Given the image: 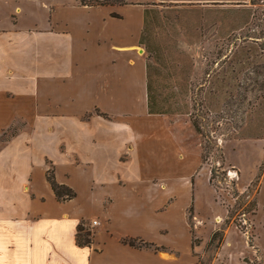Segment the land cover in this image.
Masks as SVG:
<instances>
[{
	"label": "crops",
	"instance_id": "crops-1",
	"mask_svg": "<svg viewBox=\"0 0 264 264\" xmlns=\"http://www.w3.org/2000/svg\"><path fill=\"white\" fill-rule=\"evenodd\" d=\"M69 1L73 6L50 9L46 30L0 22V136L22 122L0 141V264H178L166 250L120 242L133 237L186 251L185 213L173 223L183 231L178 238L166 237L163 224L178 196L185 210V180L195 172L183 169L187 160L202 163L198 155L180 157L166 118L147 112L144 10L248 0H126L114 7ZM66 10L79 14L76 22L59 19ZM96 108L110 118L82 119ZM50 175L75 196L59 201ZM86 218L98 221L94 243L79 247L75 229Z\"/></svg>",
	"mask_w": 264,
	"mask_h": 264
},
{
	"label": "rangeland",
	"instance_id": "rangeland-1",
	"mask_svg": "<svg viewBox=\"0 0 264 264\" xmlns=\"http://www.w3.org/2000/svg\"><path fill=\"white\" fill-rule=\"evenodd\" d=\"M66 6L73 4L0 0V22L18 19L27 29L46 30L50 9ZM146 12L140 49L154 102L164 112L160 115L176 138L180 157L202 159L200 165L187 160L183 169L193 166L195 172L185 180V210L178 196L170 207L171 222L163 224L166 237L178 238L183 231L173 223L185 213L189 248H165L164 253L178 264H264V0L150 4ZM78 15L58 12L69 22ZM101 113L96 108L82 119ZM20 129L17 120L0 141ZM83 220L94 234L97 219Z\"/></svg>",
	"mask_w": 264,
	"mask_h": 264
},
{
	"label": "trees",
	"instance_id": "trees-1",
	"mask_svg": "<svg viewBox=\"0 0 264 264\" xmlns=\"http://www.w3.org/2000/svg\"><path fill=\"white\" fill-rule=\"evenodd\" d=\"M78 5L80 6H87V7H114V6H124L127 4L126 0H74ZM146 9L144 10V26L143 30L145 28V18H146ZM111 16L114 18H117L118 15L116 13H111ZM143 33V31H142ZM143 42V36L141 34L139 43L141 44ZM146 73H147V81H146V92H147V112L148 114L152 115H160L164 112H161L154 102V96L151 92L150 88V78H149V66L146 63ZM99 116L108 119V116L106 114H99ZM15 132H13L11 135H13ZM202 160V159H201ZM211 179V178H210ZM48 182L57 197L59 201H66L75 196V193L63 185H58L54 179L53 176H48ZM85 221L81 220L75 229L74 234V240L75 244L79 247H88L91 246L94 243V234H91L89 230L85 228ZM217 233H214L209 241V244L213 243L215 240ZM120 242L124 245H128L133 248L141 249V248H153V250H165V247L163 246H154L151 243L144 242L142 239L139 238H133V237H123L120 239Z\"/></svg>",
	"mask_w": 264,
	"mask_h": 264
},
{
	"label": "built area",
	"instance_id": "built-area-1",
	"mask_svg": "<svg viewBox=\"0 0 264 264\" xmlns=\"http://www.w3.org/2000/svg\"><path fill=\"white\" fill-rule=\"evenodd\" d=\"M98 224V222L96 221V220H94L93 222H92V225H97Z\"/></svg>",
	"mask_w": 264,
	"mask_h": 264
}]
</instances>
